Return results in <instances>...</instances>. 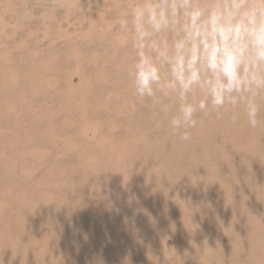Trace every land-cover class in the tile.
<instances>
[{
  "label": "rangeland",
  "instance_id": "374dc122",
  "mask_svg": "<svg viewBox=\"0 0 264 264\" xmlns=\"http://www.w3.org/2000/svg\"><path fill=\"white\" fill-rule=\"evenodd\" d=\"M129 2L0 0V264H264V101L181 141L134 95Z\"/></svg>",
  "mask_w": 264,
  "mask_h": 264
},
{
  "label": "clouds",
  "instance_id": "9594fccd",
  "mask_svg": "<svg viewBox=\"0 0 264 264\" xmlns=\"http://www.w3.org/2000/svg\"><path fill=\"white\" fill-rule=\"evenodd\" d=\"M116 24L131 36L134 95L168 116L181 141L202 115L239 109L261 125L264 0H130Z\"/></svg>",
  "mask_w": 264,
  "mask_h": 264
}]
</instances>
